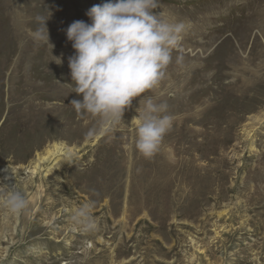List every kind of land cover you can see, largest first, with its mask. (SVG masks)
Wrapping results in <instances>:
<instances>
[{
  "label": "rangeland",
  "instance_id": "1",
  "mask_svg": "<svg viewBox=\"0 0 264 264\" xmlns=\"http://www.w3.org/2000/svg\"><path fill=\"white\" fill-rule=\"evenodd\" d=\"M64 1L71 6L53 16L73 11L78 18L70 24L90 23L86 11L107 2ZM158 5L154 13L185 24V41L171 53L183 58L171 80L150 93L174 117L151 159L136 150L132 121L148 93L103 131L98 118L72 106L82 96L65 55L52 57L57 46L41 54L34 73L25 60L15 65L18 44L11 48L4 32L15 28L4 9L0 200L16 188L28 209L20 216L0 209V264H264V118H255L264 112V0ZM54 142L74 146L75 154L46 163L28 180L34 154ZM85 204L95 228L74 223Z\"/></svg>",
  "mask_w": 264,
  "mask_h": 264
},
{
  "label": "clouds",
  "instance_id": "2",
  "mask_svg": "<svg viewBox=\"0 0 264 264\" xmlns=\"http://www.w3.org/2000/svg\"><path fill=\"white\" fill-rule=\"evenodd\" d=\"M158 0H107L91 6L85 13L90 23L72 22L66 29L67 40L75 50L68 59L71 81L75 82L81 100L73 99L77 112L98 118L103 131L122 122L124 110L132 99L148 93L143 111L132 121L136 125L135 148L151 159L162 148L165 135L171 130L174 117L167 113V104L154 102L150 93L165 78V69L172 61V51L179 48L185 24L171 21L161 11L156 14ZM44 27L33 34L37 42L49 43ZM57 58L56 63H60ZM6 215L20 216L28 209L24 193L8 188L0 200ZM76 226L96 227L91 206L78 208L73 216Z\"/></svg>",
  "mask_w": 264,
  "mask_h": 264
},
{
  "label": "bare ground",
  "instance_id": "3",
  "mask_svg": "<svg viewBox=\"0 0 264 264\" xmlns=\"http://www.w3.org/2000/svg\"><path fill=\"white\" fill-rule=\"evenodd\" d=\"M22 2H23V4H21L19 0H13L12 1V7L14 9L10 10L9 9V7H10L9 0H0V26H2L4 23L8 22L6 20V18L4 17V9H8L7 15L11 16V20H12L10 22V24H12L15 28L14 31H8L7 29H4V32L6 33V37L9 39L10 42L12 41L9 44V46L11 48H13L14 43L18 44V46L13 51V55H16V59H14L15 65L20 66L21 60H25L26 63H28L30 70L33 71V73H34V71H37L38 67L43 64V59H41L42 58L41 54H48L49 53V45L46 43L42 44L41 42H37L33 38V34L37 30L43 29V27H44L43 21L44 20H46L45 23H46V27H47V30L49 33V43L51 45L57 46L59 48L52 55V57H59L61 55H65L64 61L68 62L69 57L73 56L75 52L73 51V48H72L70 42H68V40H67L66 29L70 25L71 20H76V18H78V17H76L77 15L73 11L70 12V14L68 15V17L66 19L64 17V15H66V14H64V13H62L60 15V17H58V19L57 18L55 19V17L53 15H56L55 13L57 11H59L60 9H63L65 7H67V8L70 7L71 3H66L64 0H61V1H58V0H44V1L43 0H23ZM84 2L85 1H83V3ZM103 3H105V2H103ZM14 14L17 17V21L14 20ZM171 21H173V20H171ZM58 34H59V37L55 38V36ZM191 36H192V33H191ZM211 38H212V36H211ZM184 41L185 40L183 38L181 43ZM0 42H1V40H0ZM8 51L9 50L7 48H5V51H4L6 53V54H4L5 56H7ZM30 51H31V54L29 55ZM174 53H176V52H174ZM179 61H183V58L172 56L171 63L165 69V78L163 79L164 82L171 80L170 78H171L172 73H173L174 65L175 64L177 65V62H179ZM182 64L183 63H181V65ZM175 73H176V71H175ZM161 88H162V86L160 84L157 89L159 90ZM157 89H155L156 92H157ZM155 90L152 93H156ZM156 94H154V95H156ZM140 101H142V100H140ZM255 118H257L261 123L262 119L264 118V112L262 114L256 116ZM248 124H250V123H248ZM245 131H247V130H245ZM100 132H101V130H100ZM100 132L95 133L96 135L93 138H98L101 135ZM72 154L73 155L75 154V147L74 146H72V147L66 146L62 142H59V143L54 142V143H52L51 146H49V147L47 146L41 153L36 152L34 154L32 161L26 166L28 168L29 173H30L28 176V180H32L33 175L38 173L40 170H42L46 163H51L53 161H57V159L61 155H64V156H70L71 155L72 156ZM40 191H41V189H39V187H37L35 193L38 195V194H40Z\"/></svg>",
  "mask_w": 264,
  "mask_h": 264
}]
</instances>
